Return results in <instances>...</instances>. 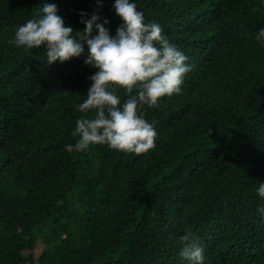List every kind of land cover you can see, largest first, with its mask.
<instances>
[{
  "label": "trees",
  "instance_id": "trees-1",
  "mask_svg": "<svg viewBox=\"0 0 264 264\" xmlns=\"http://www.w3.org/2000/svg\"><path fill=\"white\" fill-rule=\"evenodd\" d=\"M45 2L78 31L81 12L113 36L123 23L115 0L103 13L96 0H0V264H191L187 228L204 264H264V0H132L190 66L179 94L144 106L157 137L140 155L66 150L98 71L87 45L49 64L43 47L7 43Z\"/></svg>",
  "mask_w": 264,
  "mask_h": 264
},
{
  "label": "clouds",
  "instance_id": "clouds-1",
  "mask_svg": "<svg viewBox=\"0 0 264 264\" xmlns=\"http://www.w3.org/2000/svg\"><path fill=\"white\" fill-rule=\"evenodd\" d=\"M96 2L102 6V0ZM113 7L123 21L114 36L106 27L110 21L96 11L90 18L80 13L86 27L78 31L66 26L57 4L45 2L38 14L19 25L7 40L9 45L27 49L43 47L49 64L79 58L87 45L84 64L98 71L88 77L92 84L87 98L77 105L84 115L76 120L72 132L78 137L76 143L65 146L69 153L85 152L95 144L137 155L155 148L157 132L142 110L145 105L158 107L165 95L179 94L184 75L190 71L186 63L189 57L169 41L158 23H146L144 13L132 0H115ZM255 38L264 44V28ZM117 87L125 90L127 99L123 103ZM90 111L94 115L89 116ZM257 194L264 198V183H260ZM257 211L264 214V208ZM177 243L183 259L204 264V247L190 228Z\"/></svg>",
  "mask_w": 264,
  "mask_h": 264
},
{
  "label": "rangeland",
  "instance_id": "rangeland-1",
  "mask_svg": "<svg viewBox=\"0 0 264 264\" xmlns=\"http://www.w3.org/2000/svg\"><path fill=\"white\" fill-rule=\"evenodd\" d=\"M87 7L90 8L91 10H94V9H96L97 7H98V8L100 7V8L98 9V11H99L100 13H103V12H104V8H103L104 6H103V5H102V6H98L96 2H93V3H91V4H88ZM88 17H89V16H88ZM89 18H90V17H89ZM41 250H42V248H41V246L39 245V246L35 249V251H34V252H35V255L38 256V255L41 253Z\"/></svg>",
  "mask_w": 264,
  "mask_h": 264
}]
</instances>
